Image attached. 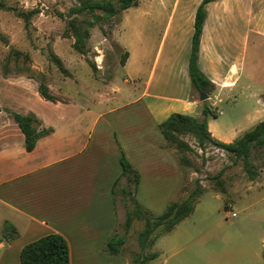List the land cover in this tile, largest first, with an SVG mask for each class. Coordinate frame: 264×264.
<instances>
[{"label": "crops", "instance_id": "crops-1", "mask_svg": "<svg viewBox=\"0 0 264 264\" xmlns=\"http://www.w3.org/2000/svg\"><path fill=\"white\" fill-rule=\"evenodd\" d=\"M202 1L171 0L158 6L163 34L147 79L141 88L130 89L126 120L111 122L105 113L90 109H83L77 120H64V126L41 120V127L53 132L28 152L24 134L11 117L15 111L0 105V264H21L22 249L50 234L66 238L71 264H130L123 247L117 255L108 250L110 239L121 236L125 219L122 152L140 173L138 201L157 211L179 201L182 191V170L167 147L161 123L174 113L202 119L205 106L217 117L227 116L219 105L236 100L237 94L244 98L231 107V118H208L214 139L232 143L264 120V74L256 64L248 72L245 68L249 46L264 41V0L206 5L199 67L216 87L206 101L194 94L189 76ZM144 45H130L124 68L132 77H139L149 53ZM6 223L16 228L15 238H4Z\"/></svg>", "mask_w": 264, "mask_h": 264}, {"label": "rangeland", "instance_id": "rangeland-1", "mask_svg": "<svg viewBox=\"0 0 264 264\" xmlns=\"http://www.w3.org/2000/svg\"><path fill=\"white\" fill-rule=\"evenodd\" d=\"M163 1L166 5L171 2L139 0L137 7L104 19L91 29L86 53L81 54L74 48L69 22L76 19L83 23L92 15H68L78 0H0V105L7 112L34 114L40 121L60 126L66 119L82 117L87 109L105 113L111 122L126 120L130 117V107L126 108L130 89L141 88L147 79L163 34L164 16L157 15ZM144 44L149 53L139 77H132L122 64V56L130 51V45L135 48ZM54 57L60 59L63 68ZM253 64L264 74V41L248 48L246 72ZM42 79L56 102L40 96ZM243 98L237 94L236 100L225 99L219 109L228 113L218 116V122L231 118V107ZM115 108L120 110L109 113ZM178 139L183 144L180 148L177 143H167L182 170L181 199L176 202L186 199L197 186L205 193L192 215L143 253L138 235L144 222L135 220L126 230L127 208L122 196L125 219L119 230L127 241L122 253L129 257L130 264H134L135 254L154 252L159 256L151 264H264V149L250 160L259 171L250 181L246 163L227 150L223 158L217 154V145L202 144L192 134H180ZM226 203L237 217H226ZM140 204L155 216L166 209L156 207L154 211L147 203Z\"/></svg>", "mask_w": 264, "mask_h": 264}, {"label": "trees", "instance_id": "trees-1", "mask_svg": "<svg viewBox=\"0 0 264 264\" xmlns=\"http://www.w3.org/2000/svg\"><path fill=\"white\" fill-rule=\"evenodd\" d=\"M215 0H203L198 7L195 18V30L192 39V49L189 59V76L191 80L192 91L200 96L201 94L211 95L216 87L207 78L199 67V54L201 46V37L206 21V5ZM139 5V0H78V4L69 10L70 17L92 15V18L85 22H77L72 19L69 22V29L75 38L74 48L81 54L86 53L87 43L91 36V29L104 19H110L121 12ZM26 18L24 12L19 13ZM63 16V15H61ZM62 67L60 59L54 57ZM129 53L122 56V64L125 65ZM94 72L96 66L92 64ZM40 96L51 102L57 99L50 93L45 80L40 81ZM264 98V96H263ZM203 119H198L189 115L174 113L166 121L159 125V129L165 137L167 143H177L179 148L183 144L179 141L178 135L189 133L197 137L202 144L211 143L226 149L236 160L246 163L245 169L250 181H254L258 174V168L250 160L254 154L264 149V120L255 126L252 130L246 132L241 138L232 143H223L214 139L208 129V118H217L216 113L211 107L205 106L203 109ZM11 117L18 125L25 137V149L31 152L35 149L38 141L53 132L52 128H44L42 122L34 114L23 115L12 112ZM121 165L123 177L126 179V186L122 189L121 194L125 198L127 216L125 228L127 231L131 228L135 220L144 222V228L138 235L139 246L142 253L154 248L157 240L171 233L177 225L188 218L194 212L195 206L205 191L200 187L197 188L184 200L170 203L165 211L158 216L145 209L136 199V193L140 184V173L132 166L130 161L122 152ZM218 193H226V190H218ZM225 208L228 209L226 203ZM162 229L157 233L158 229ZM16 228L6 223L4 226V238L10 240L17 236ZM125 237L114 236L108 243V250L111 254L121 253L125 244ZM134 264H151L158 258V253L142 256L137 253L133 256ZM21 264H71L70 246L66 238L59 234H50L42 237L28 245L21 252Z\"/></svg>", "mask_w": 264, "mask_h": 264}, {"label": "built area", "instance_id": "built-area-1", "mask_svg": "<svg viewBox=\"0 0 264 264\" xmlns=\"http://www.w3.org/2000/svg\"><path fill=\"white\" fill-rule=\"evenodd\" d=\"M216 151L218 152L217 154L220 155V156L223 157V158H225V157L227 156L226 149H224V148H222V147H219V146H218V147L216 148ZM225 212H226V217H227L228 219L237 217V214H236V213L231 212V211H229L228 209H226Z\"/></svg>", "mask_w": 264, "mask_h": 264}, {"label": "water", "instance_id": "water-1", "mask_svg": "<svg viewBox=\"0 0 264 264\" xmlns=\"http://www.w3.org/2000/svg\"><path fill=\"white\" fill-rule=\"evenodd\" d=\"M208 98H209V96L207 94H201L200 95V100L201 101H206V100H208Z\"/></svg>", "mask_w": 264, "mask_h": 264}]
</instances>
